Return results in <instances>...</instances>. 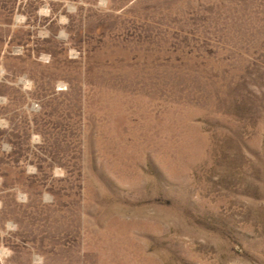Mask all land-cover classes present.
I'll return each mask as SVG.
<instances>
[{"label": "rangeland", "instance_id": "374dc122", "mask_svg": "<svg viewBox=\"0 0 264 264\" xmlns=\"http://www.w3.org/2000/svg\"><path fill=\"white\" fill-rule=\"evenodd\" d=\"M0 264H264V0H0Z\"/></svg>", "mask_w": 264, "mask_h": 264}]
</instances>
